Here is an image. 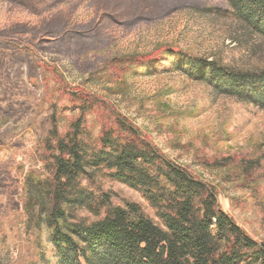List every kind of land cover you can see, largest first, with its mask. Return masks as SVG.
Listing matches in <instances>:
<instances>
[{
  "label": "rangeland",
  "instance_id": "1",
  "mask_svg": "<svg viewBox=\"0 0 264 264\" xmlns=\"http://www.w3.org/2000/svg\"><path fill=\"white\" fill-rule=\"evenodd\" d=\"M227 10V0H0V264H43L35 247L38 238L47 245V236L25 235V181L43 172L49 102H58L63 132L77 116L67 110L65 91L94 96L126 118L169 159L214 186L223 210L264 242V177L247 176L241 166L264 151V110L178 72L146 73L137 64L173 47L263 69L264 39L245 33ZM38 62L59 72L62 93L42 85ZM88 121L98 137L111 124L110 111L99 107ZM98 181L115 205L136 202L154 217L139 193Z\"/></svg>",
  "mask_w": 264,
  "mask_h": 264
},
{
  "label": "trees",
  "instance_id": "2",
  "mask_svg": "<svg viewBox=\"0 0 264 264\" xmlns=\"http://www.w3.org/2000/svg\"><path fill=\"white\" fill-rule=\"evenodd\" d=\"M227 3L225 14L245 33L264 39V0ZM139 63L146 73L178 72L218 96L264 110V68H237L173 47ZM37 67L43 86L64 91L66 82L52 65L38 62ZM63 94L70 97L67 110L77 116L63 132L58 102H49L43 172L34 171L25 181V235L48 238L47 245L41 238L36 243L41 263L50 264L49 251L51 264H264V242L223 210L214 186L169 159L98 98L79 91ZM99 107L110 111L111 124H103L94 138L88 117ZM222 161L227 158L220 164L226 166ZM241 166L247 176L263 178L264 151ZM98 177L139 193L154 217L136 202L115 205L114 194L104 191Z\"/></svg>",
  "mask_w": 264,
  "mask_h": 264
}]
</instances>
